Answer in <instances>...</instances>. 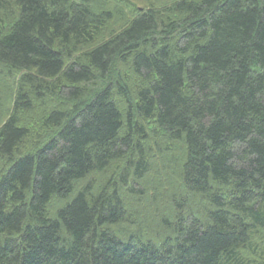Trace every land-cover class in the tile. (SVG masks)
Segmentation results:
<instances>
[{
	"label": "trees",
	"instance_id": "16d2710c",
	"mask_svg": "<svg viewBox=\"0 0 264 264\" xmlns=\"http://www.w3.org/2000/svg\"><path fill=\"white\" fill-rule=\"evenodd\" d=\"M0 264H264V0H0Z\"/></svg>",
	"mask_w": 264,
	"mask_h": 264
},
{
	"label": "rangeland",
	"instance_id": "374dc122",
	"mask_svg": "<svg viewBox=\"0 0 264 264\" xmlns=\"http://www.w3.org/2000/svg\"><path fill=\"white\" fill-rule=\"evenodd\" d=\"M191 204H192L193 210L199 209V205H200L199 202L192 201Z\"/></svg>",
	"mask_w": 264,
	"mask_h": 264
}]
</instances>
